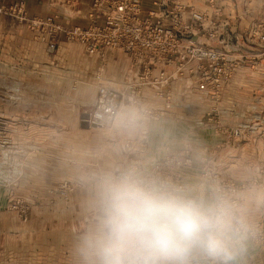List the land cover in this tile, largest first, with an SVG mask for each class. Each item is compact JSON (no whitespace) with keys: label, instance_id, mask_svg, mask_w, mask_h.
I'll use <instances>...</instances> for the list:
<instances>
[{"label":"rangeland","instance_id":"rangeland-1","mask_svg":"<svg viewBox=\"0 0 264 264\" xmlns=\"http://www.w3.org/2000/svg\"><path fill=\"white\" fill-rule=\"evenodd\" d=\"M180 1L208 16L196 37L218 55L220 95L192 92L193 100H173L159 83L164 109L153 107L158 115L141 120L182 118L190 139L148 168L141 160L146 140L129 151L127 139L129 161L114 176L157 179L192 196L218 193L241 210L239 250L227 261L197 254L191 264H264V0ZM84 5L0 0V264H83L78 246L95 230V177L103 165L76 125L94 106L77 105L87 97L81 100L55 82L49 66L61 43L78 44L63 31L90 24L91 0L86 19L78 15ZM168 156L175 159L162 162ZM88 172L93 176L85 177Z\"/></svg>","mask_w":264,"mask_h":264},{"label":"clouds","instance_id":"clouds-1","mask_svg":"<svg viewBox=\"0 0 264 264\" xmlns=\"http://www.w3.org/2000/svg\"><path fill=\"white\" fill-rule=\"evenodd\" d=\"M131 115L119 124L130 127ZM99 215L82 238L83 264H191L197 254L233 258L243 239V219L216 192L185 194L163 181L132 174L95 177Z\"/></svg>","mask_w":264,"mask_h":264},{"label":"built area","instance_id":"built-area-1","mask_svg":"<svg viewBox=\"0 0 264 264\" xmlns=\"http://www.w3.org/2000/svg\"><path fill=\"white\" fill-rule=\"evenodd\" d=\"M213 4L214 0H205ZM92 10L87 27L74 26L63 31L71 42L81 44L88 55L101 60L95 79L99 81L102 69L106 66L108 52H120L126 56L133 68L132 77L126 83L125 91H117L107 86H98L94 111L88 115V124L102 127L119 112L123 100L138 104L142 88L151 86L158 97L166 94L158 90L159 83L180 80L190 91L198 92L208 98L220 95V61L215 49L197 40V34L206 30L207 14L197 11L192 4L180 0H156L154 5L159 12L171 19L170 25L142 17L141 0H91ZM40 23V22H34ZM56 30L61 31L59 27ZM264 40V37L261 38ZM49 49L55 50L54 44ZM172 67V74L160 71L152 77L154 67ZM127 91L129 94H127ZM158 115L155 108H141V116ZM142 140L136 144L128 143L131 151L141 147ZM168 156L162 162H172ZM187 162L189 159H185ZM159 168V163L154 169Z\"/></svg>","mask_w":264,"mask_h":264},{"label":"crops","instance_id":"crops-1","mask_svg":"<svg viewBox=\"0 0 264 264\" xmlns=\"http://www.w3.org/2000/svg\"><path fill=\"white\" fill-rule=\"evenodd\" d=\"M154 1L156 0H141L142 17L150 18L151 13H153L154 21L158 20L163 25H170V16H163L154 5ZM84 2V8L78 11V15L86 19L90 0H84ZM208 31L210 34V30ZM105 60L106 66L103 67L100 79L97 81L95 76L101 66V60L96 56L85 53L84 49L78 44L61 43L49 66L55 70L53 72L55 82L67 84V89L71 93H75L77 98H82L81 100L84 99V96L87 97L85 103L77 102V105L93 108L98 86H107L122 92L125 91L126 83L132 77L131 70L133 66L130 60L120 52H108L105 55ZM172 70L170 66L164 69L154 67L152 77L158 76L160 71L170 75ZM166 85L165 92H168L170 99H195L194 95H192V92L195 91L188 90L180 80L169 81ZM127 94H129L128 91ZM163 100L162 97H157L154 88L145 86L142 88L138 104L129 103L128 100L124 99L118 114L102 127L89 125L87 128H83V113L81 114V120L76 124L77 130L86 133V146L91 148L95 162L103 165L102 168L96 169L97 172L101 174L112 173L114 175L116 169L127 165L125 163L129 160L127 161L124 148L127 139L132 143H136L139 139L146 140V155L141 159L142 164L146 168L150 166L152 161L163 155L166 150H180L182 148L185 141L190 139L188 131L191 130L182 118L164 117L158 122L150 123L141 120V108H144L143 105L147 108L156 107L163 110ZM197 109L199 110V106ZM91 110L87 112H91ZM170 113L176 114L175 111L174 113L170 111ZM127 115H131L134 118V123L130 127L120 126V118ZM92 176L93 174L90 172L85 174V177Z\"/></svg>","mask_w":264,"mask_h":264},{"label":"water","instance_id":"water-1","mask_svg":"<svg viewBox=\"0 0 264 264\" xmlns=\"http://www.w3.org/2000/svg\"><path fill=\"white\" fill-rule=\"evenodd\" d=\"M87 120H88V115L87 114H83L82 115V126H83V128H87L89 126ZM93 126L94 125H92V127Z\"/></svg>","mask_w":264,"mask_h":264}]
</instances>
